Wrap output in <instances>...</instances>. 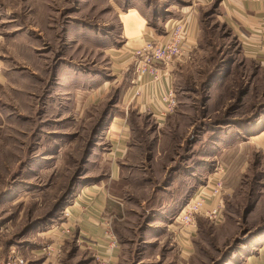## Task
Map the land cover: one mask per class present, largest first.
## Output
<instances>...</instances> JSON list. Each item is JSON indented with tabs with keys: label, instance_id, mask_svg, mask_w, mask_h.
I'll return each mask as SVG.
<instances>
[{
	"label": "rangeland",
	"instance_id": "1",
	"mask_svg": "<svg viewBox=\"0 0 264 264\" xmlns=\"http://www.w3.org/2000/svg\"><path fill=\"white\" fill-rule=\"evenodd\" d=\"M181 1L0 0L2 256L14 249L27 258L32 235L64 222L65 207L83 186L106 185V218L121 244L119 264H246L263 257L256 255L264 239L260 159L233 193L224 187L221 223L197 218L187 259L172 233L186 202L172 206L218 167L212 168V152L234 129L227 123L252 117L264 102V69L245 61L219 8L202 13L197 48L176 69V112L159 123L149 111L125 108L124 89L134 72L123 62L142 47L140 33L129 35L130 25L144 23L139 14L159 27L157 16L179 20L170 9L178 11ZM120 49L130 56L122 59ZM98 77L110 85L98 84ZM250 83L251 94L239 102ZM126 119L130 155L120 178L111 180L109 132ZM58 259L84 264L91 257L69 241Z\"/></svg>",
	"mask_w": 264,
	"mask_h": 264
},
{
	"label": "crops",
	"instance_id": "2",
	"mask_svg": "<svg viewBox=\"0 0 264 264\" xmlns=\"http://www.w3.org/2000/svg\"><path fill=\"white\" fill-rule=\"evenodd\" d=\"M181 4L183 5L178 11H172V8L170 9L173 16L180 17L179 20H175L171 17L173 19L167 22L168 17L166 15L162 17L157 16L158 24L160 23L161 27L157 25L156 21L151 22L147 15L143 16L138 13L144 23L138 21L137 26H135V24L130 25L129 35L135 32L140 33L138 37L140 45H143L152 38L165 39L169 32L168 29L171 28L173 22L187 19L189 21L188 44L191 46V51L194 52L197 48L202 13L207 8L218 4L217 8H219L221 17L226 26H229V29L235 34L244 48L243 58L245 61L253 63L254 65H260L264 69V0H189L188 3L182 0L179 5ZM170 5L173 7L176 3ZM131 20L135 23L134 19ZM69 29L71 28L67 29L68 33L70 32ZM25 39L27 41L35 40L34 37L30 36L25 37ZM67 39H69V35L65 36L66 42ZM108 46L109 43L106 41L104 47L108 49ZM126 51L125 49L119 50V52H123L120 53L122 59L130 56L125 53ZM186 60L188 59L177 61L169 75L157 83H153L150 77H144L141 82L138 83L133 69L134 74L131 77V83L124 89L125 108L128 109L130 106H136L139 113L149 111L157 122H165L166 119L160 117L162 107L161 97L168 89L173 88L176 69L180 63ZM126 64H133L132 55L130 59L123 62L124 66H126ZM231 65H234L233 62ZM67 74L69 75L70 73L68 72ZM96 80L98 84L103 86L110 85L109 81L106 79L98 77ZM221 83L222 81L219 80L218 84ZM248 86L246 90L244 89L245 94L242 93L239 95L240 97L243 98V96H247L252 91L250 87L251 83ZM213 88H216L215 84ZM256 97L257 94L256 96L254 94V98ZM238 101L240 102V100ZM260 106L264 108L263 101L257 105L256 109H259ZM117 120L119 121V119H115L113 122H116L118 125ZM126 123L127 119L120 122L118 127L113 123V128H110L109 133H111V137L109 139L111 141V152L108 153V159L111 162L109 174L111 180L120 178L122 173L121 170L125 164L124 161L129 159L130 140L128 135L129 129ZM230 126L234 129L230 131L228 137L224 139L220 138L215 142V146H217L219 151L214 149L215 151L212 152V158L215 160V165H212V168L221 166L224 169V187L229 194L237 189L243 177L252 169L256 155L260 157L261 165H263L264 109L252 124L234 123ZM262 167H264V165ZM199 170V168L196 169V173L194 172L192 176H197ZM208 171L207 175L204 174V179L195 187L192 196L198 194L206 186L209 180L208 178L212 175L214 170L212 171V169L210 170L209 168ZM199 180L200 179H198V181ZM205 193L209 196L208 192ZM208 200L209 204H213L211 198ZM176 202H178V204H173V208L178 207V205L180 206L182 203V201L179 200ZM259 204L260 202L256 204L255 210L258 208ZM109 205L110 194L106 189V185L83 186L75 199L64 209L68 217L64 222L59 223L62 227L70 228L72 235L66 237L60 230L54 229L56 226L55 224V226L53 225V229L51 228L48 231L34 233L32 235L33 243L30 247L28 246L29 248L27 247L24 252V254H27L28 264H58V262H60L58 257L55 255L48 257L43 252V246L55 243L64 250L69 241L73 242L79 252H87L90 255L91 260L84 264H119L122 255L121 244L118 242V247L113 245L115 236L111 232L109 222L106 218ZM178 224V221H176V227L171 225L173 230H170H172V233L176 237L175 239L178 240L181 256L187 259L193 251L192 238L195 233L192 235L185 234L183 231L179 230ZM263 242L264 239L262 243L258 245L260 248L256 251L257 257H263H261V259L259 258L257 261L251 258L246 264H264Z\"/></svg>",
	"mask_w": 264,
	"mask_h": 264
},
{
	"label": "built area",
	"instance_id": "3",
	"mask_svg": "<svg viewBox=\"0 0 264 264\" xmlns=\"http://www.w3.org/2000/svg\"><path fill=\"white\" fill-rule=\"evenodd\" d=\"M188 22L187 19L173 22L165 39L152 38L142 47L133 49L131 52L133 69L138 83L144 77L152 78L153 83L160 82L169 75L177 61L191 58L193 51L188 44ZM161 105V118L166 119L176 112L178 99L174 88L168 89L161 97ZM223 175L224 169L221 166L216 167L202 191L184 204L176 219L180 231L187 235L196 233L198 217H206L214 224L222 222L225 209ZM205 192H208L209 196ZM209 198L213 200L212 205L208 203ZM64 212L65 217H68L67 212ZM54 229L60 230L66 237L72 235L70 228L62 227L60 224ZM113 245L119 246L116 237ZM43 252L48 257L54 255L60 257L62 248L55 243L47 244L43 246ZM0 264H28V262L22 253L11 249L6 257L0 254Z\"/></svg>",
	"mask_w": 264,
	"mask_h": 264
},
{
	"label": "trees",
	"instance_id": "4",
	"mask_svg": "<svg viewBox=\"0 0 264 264\" xmlns=\"http://www.w3.org/2000/svg\"><path fill=\"white\" fill-rule=\"evenodd\" d=\"M217 6H218V4H216V6H214V7L217 8ZM242 93L244 94V92L241 91L240 95H241ZM241 98H242V97L239 96V97H238V100H241ZM259 109H260V110H259ZM259 109H256V111H255L256 114H257V113H258V114H259V113L261 114V112L263 111L264 108L260 106ZM254 110H255V109H254ZM256 114H254V115H253L252 117H250V118L242 119V120H239L238 122L236 121V123H240V124L242 123V124H247V125H248V124H252V123L255 122V120L260 116V114H259V116H257L258 114H257V115H256ZM228 124H229V125H228ZM232 124H234V123H232ZM232 124H231V122H228V123H227L228 126H230V125H232ZM259 159H260V157L256 155V156H255L254 163H253V167H254V168H255V167H258L257 164H258V162H259ZM194 189H195V187H193L192 190L190 189L189 192H187L185 196H184V195H183V196L181 195V197H182L181 200H180V201H182L181 205H183L185 202H187V201L190 199V197H191L192 194H193ZM187 199H188V200H187ZM256 204H257V203H256ZM256 204L253 206V208H255ZM181 205H180V206H181ZM180 206H179V208H180ZM181 209H182V208H181ZM181 209H180V210H181ZM179 212H180V211H179Z\"/></svg>",
	"mask_w": 264,
	"mask_h": 264
}]
</instances>
